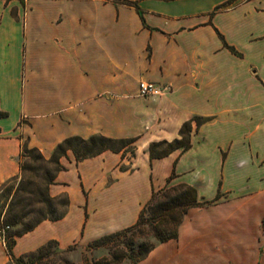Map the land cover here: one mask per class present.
I'll return each instance as SVG.
<instances>
[{
  "label": "crops",
  "instance_id": "0c3cea01",
  "mask_svg": "<svg viewBox=\"0 0 264 264\" xmlns=\"http://www.w3.org/2000/svg\"><path fill=\"white\" fill-rule=\"evenodd\" d=\"M128 1L0 0V184L25 144L49 157L74 135L136 139L134 152L68 150L50 187L65 215L18 236L13 255L88 246L185 184L200 204L135 264H246L264 230V0ZM141 80L171 90L145 98ZM195 116L188 149L151 158ZM0 264H15L1 242Z\"/></svg>",
  "mask_w": 264,
  "mask_h": 264
},
{
  "label": "trees",
  "instance_id": "16d2710c",
  "mask_svg": "<svg viewBox=\"0 0 264 264\" xmlns=\"http://www.w3.org/2000/svg\"><path fill=\"white\" fill-rule=\"evenodd\" d=\"M124 1L128 3L130 2L128 0ZM193 120L197 121L198 124H201L204 120H206V118L195 116L193 119L186 121L180 129V136L173 140L164 139L151 142L149 145L151 158H162L177 149H188L191 146V130ZM135 140V138H112L101 134L92 135L89 138H83L81 136L74 135L65 138L56 146L49 161L59 165V171L61 169L60 158L66 155L68 150H72L75 153L77 159L80 160L95 156L108 149L121 151L123 149H127L129 146H133L134 151ZM26 150L28 152H38L43 158V154L37 147L26 146ZM48 202L52 204L53 201L49 200ZM68 204L69 201L67 199V205ZM199 204L200 202L198 201L196 188L185 184L165 187L154 192L152 198L142 208L139 218L134 225L120 231L104 235L89 245L93 243L99 244L105 241L118 240L121 237H126L127 240L122 241L125 247L124 249L119 248L118 254H115L114 264H119L125 259H130L133 261V264H135L143 260L159 242H164L177 237L179 226L182 223L186 213L191 207L198 206ZM12 210L14 209L11 208V210H7V212H9V217L7 220L9 223L7 225L11 226L18 223H23L24 215L21 212H13ZM65 213L66 209L59 215L53 214L49 216L44 214L42 217L37 218L32 223L23 224L24 227L21 230L11 233V240L7 242L6 246L11 258L13 259V262L15 264H29L26 262V258H30L32 255L36 254V251H32L20 256L13 255L12 249L18 236L32 230L36 225L45 219H59L64 216ZM146 229L148 230L147 232L150 234V236L156 239L157 243L150 240L138 241L135 239L137 230L142 232ZM130 232L132 233L128 235ZM50 243L56 242L50 241L37 251H42V249Z\"/></svg>",
  "mask_w": 264,
  "mask_h": 264
},
{
  "label": "rangeland",
  "instance_id": "374dc122",
  "mask_svg": "<svg viewBox=\"0 0 264 264\" xmlns=\"http://www.w3.org/2000/svg\"><path fill=\"white\" fill-rule=\"evenodd\" d=\"M166 93L143 97L158 98ZM26 146L31 147L28 144L23 147L19 174L0 184V228L9 223L7 210L13 208V212H21L24 215L23 223L11 225L6 230L5 238H0V242L5 244L11 240V233L21 230L24 227L23 224L32 223L44 214L59 215L67 207V197L65 195L53 196L50 190L51 182L54 181L59 165L49 161L51 156L47 157L42 152L43 158L38 152H28ZM127 149L134 152L133 146H129ZM49 200L53 201L52 204L48 202ZM73 204L77 205L76 199ZM79 209L75 206L76 215L80 213ZM147 231V229L142 232L137 230L135 239L157 243L156 239L150 236ZM126 240V237H121L118 240L93 243L88 246L76 243L66 249L60 248L57 243H50L42 251L36 250L35 255L26 258V262L29 264H114L115 254H118L119 248L124 249L122 241ZM254 244L256 250L253 256L251 254L247 259L246 264H264V230L257 236ZM119 264H133V261L125 259ZM232 264H236L234 259Z\"/></svg>",
  "mask_w": 264,
  "mask_h": 264
},
{
  "label": "built area",
  "instance_id": "2783aa9c",
  "mask_svg": "<svg viewBox=\"0 0 264 264\" xmlns=\"http://www.w3.org/2000/svg\"><path fill=\"white\" fill-rule=\"evenodd\" d=\"M140 94L142 96H156L169 92L170 87L165 84H159L152 81L142 80L140 81ZM10 228L9 225H3L0 228V238L4 239L6 230Z\"/></svg>",
  "mask_w": 264,
  "mask_h": 264
}]
</instances>
